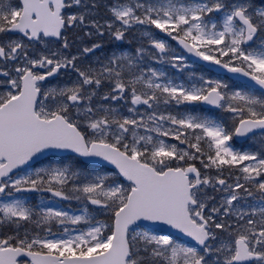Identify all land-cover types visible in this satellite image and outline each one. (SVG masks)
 <instances>
[{"label":"snow or ice","instance_id":"snow-or-ice-1","mask_svg":"<svg viewBox=\"0 0 264 264\" xmlns=\"http://www.w3.org/2000/svg\"><path fill=\"white\" fill-rule=\"evenodd\" d=\"M0 264H264V0H0Z\"/></svg>","mask_w":264,"mask_h":264}]
</instances>
